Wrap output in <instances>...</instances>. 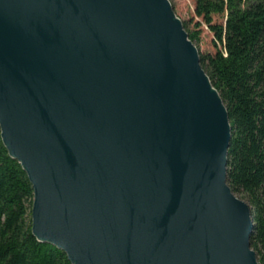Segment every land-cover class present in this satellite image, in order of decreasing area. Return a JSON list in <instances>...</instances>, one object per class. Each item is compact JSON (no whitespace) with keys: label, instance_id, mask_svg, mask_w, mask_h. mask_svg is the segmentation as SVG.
<instances>
[{"label":"water","instance_id":"95a60500","mask_svg":"<svg viewBox=\"0 0 264 264\" xmlns=\"http://www.w3.org/2000/svg\"><path fill=\"white\" fill-rule=\"evenodd\" d=\"M0 126L33 234L73 264H262L228 107L171 0H0Z\"/></svg>","mask_w":264,"mask_h":264},{"label":"trees","instance_id":"16d2710c","mask_svg":"<svg viewBox=\"0 0 264 264\" xmlns=\"http://www.w3.org/2000/svg\"><path fill=\"white\" fill-rule=\"evenodd\" d=\"M194 9L184 25L228 107V183L252 206L251 243L264 264V0H194ZM204 24L214 34V50L200 48ZM34 196L0 126V264H73L63 249L33 234Z\"/></svg>","mask_w":264,"mask_h":264},{"label":"rangeland","instance_id":"374dc122","mask_svg":"<svg viewBox=\"0 0 264 264\" xmlns=\"http://www.w3.org/2000/svg\"><path fill=\"white\" fill-rule=\"evenodd\" d=\"M176 12L181 16L182 19H191L194 15V0H171ZM219 19L221 17L219 16ZM195 20L190 21L189 27L194 28ZM213 33L204 24L203 39L200 44L202 51L214 50V45L212 43Z\"/></svg>","mask_w":264,"mask_h":264}]
</instances>
